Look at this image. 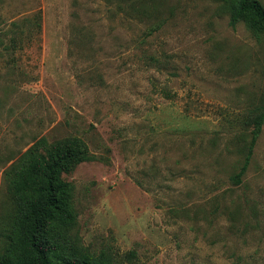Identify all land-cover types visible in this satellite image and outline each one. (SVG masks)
<instances>
[{
  "label": "rangeland",
  "instance_id": "rangeland-1",
  "mask_svg": "<svg viewBox=\"0 0 264 264\" xmlns=\"http://www.w3.org/2000/svg\"><path fill=\"white\" fill-rule=\"evenodd\" d=\"M262 106L264 35L219 0H0V253L12 166L80 137L94 159L62 179L90 255L264 264V123L233 179Z\"/></svg>",
  "mask_w": 264,
  "mask_h": 264
},
{
  "label": "trees",
  "instance_id": "trees-1",
  "mask_svg": "<svg viewBox=\"0 0 264 264\" xmlns=\"http://www.w3.org/2000/svg\"><path fill=\"white\" fill-rule=\"evenodd\" d=\"M219 1L228 12L230 26L243 23L253 35H264V5L260 1ZM35 18L40 20V13ZM263 123L264 106L245 122L253 129L244 162L233 177L235 183L246 172ZM38 146L45 148V154L30 149L11 168L13 210L5 229L0 264H109L73 241L69 186L62 179V174L94 157L80 137L64 138L52 145L42 139L36 143L35 147Z\"/></svg>",
  "mask_w": 264,
  "mask_h": 264
}]
</instances>
